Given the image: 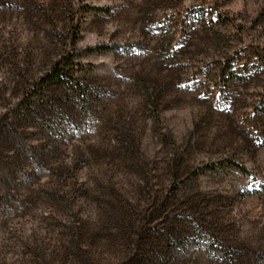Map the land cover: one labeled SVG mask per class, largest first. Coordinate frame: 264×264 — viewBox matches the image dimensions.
Here are the masks:
<instances>
[{
  "label": "rangeland",
  "instance_id": "obj_1",
  "mask_svg": "<svg viewBox=\"0 0 264 264\" xmlns=\"http://www.w3.org/2000/svg\"><path fill=\"white\" fill-rule=\"evenodd\" d=\"M0 264H264V0H0Z\"/></svg>",
  "mask_w": 264,
  "mask_h": 264
},
{
  "label": "trees",
  "instance_id": "obj_2",
  "mask_svg": "<svg viewBox=\"0 0 264 264\" xmlns=\"http://www.w3.org/2000/svg\"><path fill=\"white\" fill-rule=\"evenodd\" d=\"M101 47L99 46H91L89 48H87L88 51H94L97 49H100ZM104 48H110L109 46H105ZM60 61H57L50 69L49 71L45 72L42 76H41V80L43 82L46 83V88H50L52 87L53 84H61L63 81V79H67V78H76L72 75L68 74V71H64V67L60 66ZM70 76V77H69ZM74 82L73 84L79 85V83L76 81V79H73Z\"/></svg>",
  "mask_w": 264,
  "mask_h": 264
}]
</instances>
